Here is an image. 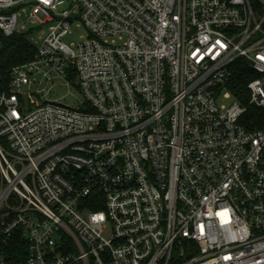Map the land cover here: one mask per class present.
Here are the masks:
<instances>
[{"label": "built area", "instance_id": "2783aa9c", "mask_svg": "<svg viewBox=\"0 0 264 264\" xmlns=\"http://www.w3.org/2000/svg\"><path fill=\"white\" fill-rule=\"evenodd\" d=\"M13 36L35 52L0 94L2 245L20 234L26 264H264V122L242 123L264 109V0H0ZM242 59L247 105L227 90ZM62 86L77 107L49 99Z\"/></svg>", "mask_w": 264, "mask_h": 264}, {"label": "trees", "instance_id": "16d2710c", "mask_svg": "<svg viewBox=\"0 0 264 264\" xmlns=\"http://www.w3.org/2000/svg\"><path fill=\"white\" fill-rule=\"evenodd\" d=\"M35 52V47L27 36L0 38V94L8 91L10 72L13 67L28 62ZM258 78L245 60H238L232 67V78L227 90L241 104L249 100L248 83ZM264 122V109L249 107L242 118L243 125L251 132L261 129ZM0 256L6 258L7 264H26L29 257V246L20 235H14L4 246L0 242Z\"/></svg>", "mask_w": 264, "mask_h": 264}, {"label": "rangeland", "instance_id": "374dc122", "mask_svg": "<svg viewBox=\"0 0 264 264\" xmlns=\"http://www.w3.org/2000/svg\"><path fill=\"white\" fill-rule=\"evenodd\" d=\"M59 11H63L68 9V5L64 4L59 6ZM24 18H27L30 14V10H23L22 11ZM40 31H42V36L46 33V27L41 28ZM77 31V30H76ZM87 31L84 28L79 29L76 34L73 36L68 37L66 40L67 43H79L81 41V36H86ZM35 35L32 36V38ZM111 40V39H110ZM109 40V41H110ZM25 102L27 103L26 97H24ZM49 99L51 101H60L64 104H69L70 106L77 107V103L83 100V96L80 92L73 88H68L66 86H62L60 88L52 90L51 94H49ZM234 98H232L231 102H234Z\"/></svg>", "mask_w": 264, "mask_h": 264}]
</instances>
